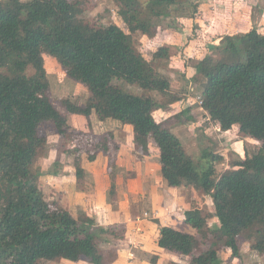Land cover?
<instances>
[{"label": "trees", "instance_id": "trees-1", "mask_svg": "<svg viewBox=\"0 0 264 264\" xmlns=\"http://www.w3.org/2000/svg\"><path fill=\"white\" fill-rule=\"evenodd\" d=\"M115 1L128 32L113 22L88 24L79 17L78 0H0V264H42L56 258L102 264L94 222L73 216L61 204L53 209L37 185L34 162L46 144L39 126L50 121L56 133L72 139L50 97L43 53L90 92L85 104L64 99L68 112L88 117L95 111L99 119L130 124L136 146L144 151L151 141L157 146L168 185L191 186L210 197L211 212L197 205L184 211L187 231L158 224L161 247L186 256L188 264H224L219 246L230 250L229 260L240 258L238 237L245 235L252 250L264 253V32L251 27L209 45L195 63L202 78L198 91L181 71V94L135 46V31L149 33V23L140 17L143 1ZM156 4L196 9L194 0H150V11ZM174 52L173 44L163 42L152 59ZM117 81L143 92L129 91ZM186 95H196L220 129L237 126L243 136L258 141L257 149L217 172L215 164L223 156L206 138L194 158L166 120L153 116L155 109H169ZM191 105L178 113L190 111ZM102 136L90 158L98 150L107 152L108 136ZM80 172L77 163V177ZM212 215L214 227L207 222Z\"/></svg>", "mask_w": 264, "mask_h": 264}, {"label": "crops", "instance_id": "crops-1", "mask_svg": "<svg viewBox=\"0 0 264 264\" xmlns=\"http://www.w3.org/2000/svg\"><path fill=\"white\" fill-rule=\"evenodd\" d=\"M240 2L249 5L246 0ZM241 28L242 32L247 30L246 27ZM187 68L185 65L182 72L191 81ZM198 106L201 108L200 104ZM94 113L92 111L88 117L71 113L72 118L84 116L85 124L80 122L76 125L79 129H72V141L68 142L72 146L64 144L69 151L66 158L58 153V146L53 145L45 150H48L47 155L42 154L44 157L41 155L34 163L38 171V186L42 192L46 188L51 190L53 198H59L60 204L73 216L86 217L94 222L95 241L101 252L102 264H188L185 260L176 259L182 254L158 244V224L187 231L189 227L183 221L184 211L196 205L193 192L198 191L191 186L168 185L161 176L158 149L152 141L148 143L147 151L142 153L133 141L130 124L112 118L99 119ZM90 124L92 127L87 131ZM103 134L108 136L107 146H113L107 148V152L99 150L89 159L85 154ZM56 136L61 137L51 129L46 134L47 142L54 141ZM73 160L81 168L78 177ZM54 162L58 164L56 168L52 166ZM45 182L47 184H43ZM47 261L48 264H91L84 259Z\"/></svg>", "mask_w": 264, "mask_h": 264}, {"label": "rangeland", "instance_id": "rangeland-1", "mask_svg": "<svg viewBox=\"0 0 264 264\" xmlns=\"http://www.w3.org/2000/svg\"><path fill=\"white\" fill-rule=\"evenodd\" d=\"M78 1L81 8L79 17L83 18L88 24L93 27H99L113 22L119 25L125 32H128L126 23L118 14L119 5L115 0ZM141 1H143V6L140 17L146 19L149 23V33L135 31L133 33L135 46L146 60H150L151 63L153 61L160 74L170 78L172 90L178 93H181V91L183 93L184 90L182 89L184 81L179 74L185 65L188 67L187 70H185L190 76V83L196 86L195 89L197 90V83L200 82L202 78L195 71V63L203 52L209 51V45L220 43L225 34L232 35L241 33L243 31L241 30V26L243 28L246 27V29L252 26L257 28L260 32H264V0H246L249 5L245 3L241 4L240 0H194L196 2L195 10L192 5H188L184 8L183 5L162 7L156 4L155 6L158 7H156L155 10L152 9V11H150V6L148 5L150 0ZM215 11H218L217 15ZM219 16H221V18ZM242 18L245 19V21L242 20ZM195 23L197 25H195ZM163 42H170L173 44L175 52L169 58L152 59V52ZM43 59L46 76L49 81L50 97L55 107L59 109L65 117L67 132L72 135L74 133L72 129H79L76 125H79L80 122L85 124V117H70L73 113L71 114L66 110L63 105V100L68 98L72 102L85 104L90 100V92L83 83L67 76L64 68L54 57L43 53ZM192 70L193 72H191ZM116 83L134 93L143 92L137 85L123 81H117ZM160 98L163 99L164 97ZM198 99L196 95H188L187 97L182 96L180 100L173 102L174 105L168 107L170 111H165V109L160 107L153 111V116L156 120L160 121L165 115L169 114L167 118H164L166 124L180 137L185 150L192 154L194 158L199 155L198 152L201 143L207 142L206 138L212 140L215 150L220 152L223 156V159L215 164L217 172H221L223 169L230 167L229 164L232 160L242 158L246 153L251 154L257 149L260 143L253 138L243 136V134L238 131L237 126H233L227 131L220 130L215 120L211 119L204 109L199 108ZM189 104H193L191 105L190 111L184 114L178 113L183 108L189 106ZM161 111H165V113H161ZM94 114L96 115V113ZM188 114L191 116L190 119H183L181 121V119L186 117V115L188 116ZM91 127V124L90 126L88 125L86 130L88 131ZM51 129H54V126L50 121L43 122L39 126V131L45 135ZM78 135L79 134H76L75 136ZM68 136L69 135H61V137L56 136L57 138L54 137V141L51 139L49 143L46 139L44 151L50 149L53 145H57L58 153L66 158L69 151L64 144L72 146L71 143H68L72 141L68 140ZM102 137V139H105L107 136L104 134ZM78 145L81 146L80 144ZM111 146L113 145H108L107 148L110 149ZM94 147L95 145L90 146L91 151L89 150L87 154H85L89 159H91L90 154H93ZM139 150H141L142 153L146 152L142 149ZM98 151H96V153ZM42 154L44 156L45 154L47 155L48 150L44 153L42 152L41 155ZM41 155H39V157ZM38 158L35 162L38 161ZM57 159L58 157H56V160ZM77 163L76 160L72 162V165L75 166V173ZM57 165L56 162L52 163V166L55 168ZM52 166L47 170L52 168ZM51 172L53 173V171ZM43 184L47 183L45 182ZM38 188L40 189L39 186ZM193 193L195 195L193 201L196 202V205L204 208L207 212H211L212 202L210 197L201 195L202 193L200 192ZM43 195L44 199L53 206V209L55 206L59 207L60 201L58 200L60 199H54L51 190L46 188ZM54 202L57 203V205H54ZM207 222L208 226L214 227L217 223V219L212 215L209 216ZM238 241L242 251L240 260H229L228 256L230 255V250L223 246H219L218 253L221 259L225 261L224 264H264V253L252 250L250 247V240H247L245 235H240ZM176 259L188 262L186 256L181 255ZM47 262V260L41 261L42 264H48Z\"/></svg>", "mask_w": 264, "mask_h": 264}, {"label": "built area", "instance_id": "built-area-1", "mask_svg": "<svg viewBox=\"0 0 264 264\" xmlns=\"http://www.w3.org/2000/svg\"><path fill=\"white\" fill-rule=\"evenodd\" d=\"M198 101H199V104H201V100H200V99H198Z\"/></svg>", "mask_w": 264, "mask_h": 264}]
</instances>
